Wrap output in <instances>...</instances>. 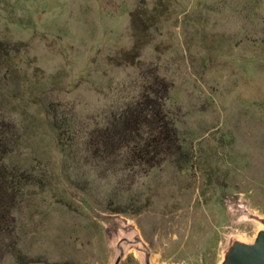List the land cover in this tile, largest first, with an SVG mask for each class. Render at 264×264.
Instances as JSON below:
<instances>
[{
  "label": "rangeland",
  "instance_id": "1",
  "mask_svg": "<svg viewBox=\"0 0 264 264\" xmlns=\"http://www.w3.org/2000/svg\"><path fill=\"white\" fill-rule=\"evenodd\" d=\"M0 41L14 48L0 92L18 125L7 161L44 181L26 187L15 212L23 260L114 264L135 226L154 264H219L233 237H255L261 223L248 214L264 216V0H0ZM153 74L168 82L188 161L168 160L131 185L92 162L83 139L70 156L61 151L48 104L76 128L102 124ZM117 201L140 211L107 209ZM3 264L21 262L9 253ZM120 264H141L139 254L128 249Z\"/></svg>",
  "mask_w": 264,
  "mask_h": 264
},
{
  "label": "trees",
  "instance_id": "2",
  "mask_svg": "<svg viewBox=\"0 0 264 264\" xmlns=\"http://www.w3.org/2000/svg\"><path fill=\"white\" fill-rule=\"evenodd\" d=\"M142 21L138 13L132 20L137 35L132 49L136 55L140 54L144 45L138 36ZM13 49L0 41V92L6 84L7 74L13 68L11 56ZM141 86L143 89L139 96L108 113L104 123L80 129L69 119L60 120L57 115L59 108L54 103L48 104L46 109L54 113L51 126L61 151L70 156L75 151V146L79 145L78 139H83L82 148L85 151L83 152L92 162L103 166L106 175L132 177L131 185L137 175L148 174L168 160L176 158V161H188V158L182 155L184 150L179 140L176 118L167 108L170 90L168 82L153 74L152 77L148 75ZM18 137V125L8 118L0 99V264L4 263L9 253L21 264L39 261L30 258L23 260L24 256L17 241L15 212L20 204V198L26 187L44 184L40 178L10 165L7 161L9 153L19 140ZM106 207L117 213L131 210L129 206L118 201ZM131 211L137 213L140 210Z\"/></svg>",
  "mask_w": 264,
  "mask_h": 264
},
{
  "label": "water",
  "instance_id": "3",
  "mask_svg": "<svg viewBox=\"0 0 264 264\" xmlns=\"http://www.w3.org/2000/svg\"><path fill=\"white\" fill-rule=\"evenodd\" d=\"M261 223L252 240L233 237L223 250L219 264H264V216L248 214ZM134 248L139 254L141 264L153 263V250L135 226L126 230L118 242L119 254L114 264H120L128 249Z\"/></svg>",
  "mask_w": 264,
  "mask_h": 264
}]
</instances>
